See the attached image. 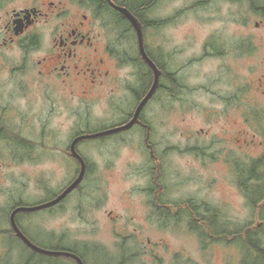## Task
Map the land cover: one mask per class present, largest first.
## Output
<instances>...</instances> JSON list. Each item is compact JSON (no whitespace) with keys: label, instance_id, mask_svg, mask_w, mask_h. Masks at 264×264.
<instances>
[{"label":"flooded vegetation","instance_id":"af4514ba","mask_svg":"<svg viewBox=\"0 0 264 264\" xmlns=\"http://www.w3.org/2000/svg\"><path fill=\"white\" fill-rule=\"evenodd\" d=\"M170 1L0 0V167L12 163L33 166L50 163L51 173L57 177L52 191L35 202L26 201L21 191L11 193L8 187L3 189L0 261L9 259L15 252L20 264H38L39 256L54 258L51 264H80L74 256L36 251L19 236L13 220L34 244L72 253L84 264H89L90 253L105 255L107 251L103 245L88 241L87 228L74 229L71 224L74 219L87 220L84 187L92 175L96 172L104 175L103 190L108 191L110 184L106 178L115 176L114 160L122 148L137 146L145 157L142 163L134 159L126 163L129 168L126 176L133 172L149 178L141 189L147 197L145 219L140 223L142 229L153 224L168 227L171 214L177 212L171 208L182 207L181 212L186 208L193 228H196L197 219H206L197 218L201 204L195 200L178 201L174 205L166 197L168 186L162 165L164 155L176 147L158 134L168 129L173 116L185 119L202 115L213 121L212 70L199 73L205 78L199 83H190L187 71L198 62L226 55L228 49L215 42L213 31L201 54L189 57L180 49L170 50L166 42L157 43L154 39L161 26H168L184 9L159 11L158 7H167ZM227 1L247 6L250 15L261 16L254 23L257 30L264 26V0ZM213 2L197 0L194 6L213 5ZM120 8L127 9L138 21L146 56L137 27ZM248 24L249 16L245 12L241 26ZM241 33L243 43H249V30ZM248 45L245 51H250ZM148 59L157 67V82V71ZM198 92L207 95L208 104L194 96ZM182 129L184 132L185 126ZM204 130L195 128L190 138L206 132ZM87 135L96 136L84 137ZM254 142V138L251 141L245 138L241 147ZM199 149L194 146L191 151ZM98 152L103 157L102 170L101 161L95 157ZM263 156L264 152L261 158ZM254 158L246 165H255L258 160ZM83 166L82 181L58 203L15 213L21 207L37 206L59 197L81 175ZM135 188H130L126 194L131 196ZM105 197L101 194L97 205ZM109 213L110 223L114 225L122 218L119 229L114 231L116 244L120 252L122 250L119 264L132 262L142 254H132L127 247L129 244L136 246L140 240L137 239L138 227L130 228L131 219L135 217ZM59 215L66 217L65 231L40 230L48 216ZM207 223L212 226L213 218ZM30 228L39 229L35 236L46 235L50 244L40 243L28 232ZM14 241L20 243L22 251L12 245Z\"/></svg>","mask_w":264,"mask_h":264},{"label":"rangeland","instance_id":"374dc122","mask_svg":"<svg viewBox=\"0 0 264 264\" xmlns=\"http://www.w3.org/2000/svg\"><path fill=\"white\" fill-rule=\"evenodd\" d=\"M196 3L197 0H171L167 7H158L159 11L165 10L164 12L181 7L184 9L168 26H161V31L154 40L157 43L166 42L170 50L180 49L184 51L185 57H189L201 54L202 47L211 39L213 31L215 42L228 49L226 55H217L213 60L198 62L187 71L190 83H199L205 79L199 73L212 70L213 121H208L202 115L188 116L185 119L173 116L170 118L168 129H164L158 137H166V141L176 147L164 155L162 171L168 186L166 197L174 205L178 201L195 200L201 204L200 214L196 213L197 218L206 219H197L196 228H193L189 224L191 215L186 214V208L183 207V212L182 207L171 208L177 212L171 214L168 227L153 224L152 227L142 229L143 225L140 223L145 219L147 197L142 194L141 189L149 178L133 172L126 176V171H129L126 163L131 159L142 163L145 157L137 146L134 149L122 148L114 160L115 176L106 178L107 184H110L108 191L103 190L105 176H99L98 172L92 175L84 187L86 196L83 198V205L87 210V220L79 222L74 219L71 224L74 229L81 226L87 228L88 241L103 245L107 251L105 255L90 253L89 264L120 263L122 250L120 252V246L116 244L114 231L119 229L122 218L117 222L118 225L110 223L111 211L112 214L122 213L123 217L136 218L131 219L130 228L138 227L137 239L140 238V243L137 242L136 246L129 244L127 247L132 254H142L126 264H241V261L242 264H253L251 259L243 254L240 244L232 242V237L213 240L214 237L210 236V239L205 231L208 229L207 222L213 218V212L221 220L220 226H264V219H261L259 214L264 200L259 205L260 208L254 211L238 182L241 166L245 167L254 157L256 161L259 160L264 152V39L261 38L264 36V26L260 30L256 29L254 23L262 17L250 15L247 6L241 7L227 0H214L213 5L195 7ZM245 12L248 13L249 24L242 27L241 19ZM244 29L249 30L250 37L249 43L246 44L243 43L244 36L241 33ZM247 44L250 51L244 50ZM237 47L238 49H235ZM194 96L208 104L207 95L202 96L198 92ZM195 128L197 131L205 128L206 132L190 138V132ZM245 138H249V141L254 138L256 143L241 147ZM237 139L241 141L238 142ZM194 146L200 149L191 151ZM187 147L189 151L186 150ZM97 154L95 157L101 161L102 170L103 157L99 152ZM237 162L240 165H237ZM52 167L50 163L40 166L12 163L0 167V205L3 189L7 187L11 193L21 191L28 202L44 198L49 190L52 191L57 180L51 173ZM130 188L135 190L128 196L126 191ZM101 194L106 195L105 200L97 205ZM207 209L212 213L206 211ZM62 216H48L41 224L42 227L38 228L43 231H65L67 222L66 217L60 218ZM37 221L40 222L39 219ZM40 230L30 228L28 232L36 237ZM260 235L264 240V229ZM36 239L43 245L50 244L46 235H39ZM253 239L254 237H251V240ZM12 245L23 250L17 241ZM16 255L15 252L12 253L9 259L0 261V264H20ZM37 259L55 262L54 258L49 256H39Z\"/></svg>","mask_w":264,"mask_h":264},{"label":"trees","instance_id":"16d2710c","mask_svg":"<svg viewBox=\"0 0 264 264\" xmlns=\"http://www.w3.org/2000/svg\"><path fill=\"white\" fill-rule=\"evenodd\" d=\"M237 165H240V163L237 162ZM238 182L249 199V206L256 211L264 200V156L255 165L241 166L238 172ZM259 210H261L259 213L261 219H264V204ZM219 221L221 220L213 212V225L208 226L205 231L206 236L210 239H212L210 236H213V240H224V237H232V242L240 244L243 254H246L253 264H264V240L260 235L264 226L253 228L250 226L251 224H248L239 228L228 227L229 224L220 226ZM251 237H254V239L251 240ZM37 263L51 264L47 261H37Z\"/></svg>","mask_w":264,"mask_h":264},{"label":"water","instance_id":"95a60500","mask_svg":"<svg viewBox=\"0 0 264 264\" xmlns=\"http://www.w3.org/2000/svg\"><path fill=\"white\" fill-rule=\"evenodd\" d=\"M130 19L131 21L135 24V26L137 27V30L139 31V34H140V40H141V49H142V52L143 54L145 55V52H144V49H143V45H142V33H141V27L139 26L138 24V21L136 20V18H134V16L125 8H120ZM146 56V55H145ZM149 62L152 64V66L154 67V69L157 71V77H156V82L158 81V70H157V67L154 65V63L148 59ZM151 94V93H150ZM148 99V96L147 98L143 101V104L144 102ZM89 136H96V135H87V136H84V137H89ZM80 138H83V137H80ZM84 171H85V166H83V170H82V173L81 175L57 198L51 200V201H48V202H45L43 204H40V205H37V206H32V207H21L19 209H17L15 211V213L19 210H36V209H40V208H45V207H50V206H53L55 205L56 203H58L60 200H62L70 191H72L83 179V176H84ZM13 225L15 227V229L17 230L18 234L20 237H22L25 242L31 246L33 249H35L36 251L40 252V253H43V254H47V255H68V256H74L75 258H77L80 262V264H84L81 259L72 254V253H69V252H65V251H56V250H51V249H45V248H42L36 244H34L16 225L15 221L13 220Z\"/></svg>","mask_w":264,"mask_h":264}]
</instances>
